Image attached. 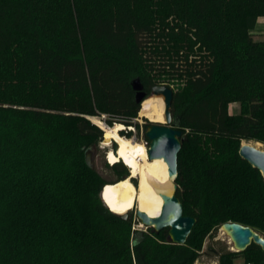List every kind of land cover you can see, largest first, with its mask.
Here are the masks:
<instances>
[{"label":"trees","instance_id":"16d2710c","mask_svg":"<svg viewBox=\"0 0 264 264\" xmlns=\"http://www.w3.org/2000/svg\"><path fill=\"white\" fill-rule=\"evenodd\" d=\"M261 17L264 0H0V264H195L226 223L264 237V178L239 155L264 145ZM136 78L177 86V196L197 220L183 246L111 212L86 164L104 137L89 116L137 127ZM238 258L264 251L218 264Z\"/></svg>","mask_w":264,"mask_h":264},{"label":"water","instance_id":"95a60500","mask_svg":"<svg viewBox=\"0 0 264 264\" xmlns=\"http://www.w3.org/2000/svg\"><path fill=\"white\" fill-rule=\"evenodd\" d=\"M132 88L136 92V103L139 105H142L148 96L163 97L164 99L165 123L150 121V125L146 130V137L150 142L148 145V158L149 161L164 160L168 166L170 181L174 186L173 194L165 197L161 213L157 218H152L138 209H136V216L143 226L152 228L156 233L166 229L169 230L168 236L171 243L183 246L186 244L197 220L184 215V205L177 196L179 188L176 183L179 177L178 157L182 149L181 138L183 133L171 126L173 122L171 108L175 91L168 85H155L148 94L140 78L132 81ZM94 154L95 148H91L86 152L85 159L89 168H95ZM239 155L254 169L258 170L264 178V150L244 142L240 147ZM132 182L136 187L138 186L139 181L137 178L133 179ZM102 192L103 189L101 196ZM120 216L126 220L130 219L129 215ZM221 230L230 238L236 252H244L252 244L257 245L264 251V237L251 227L238 223H226L222 225Z\"/></svg>","mask_w":264,"mask_h":264},{"label":"bare ground","instance_id":"6f19581e","mask_svg":"<svg viewBox=\"0 0 264 264\" xmlns=\"http://www.w3.org/2000/svg\"><path fill=\"white\" fill-rule=\"evenodd\" d=\"M139 116L154 123H164L163 97L154 96L146 99L141 105ZM99 124L104 131V144L109 146L117 143L116 150L107 153L108 163L115 166L123 162L130 170L128 178L103 188L101 196L103 203L111 212L118 215H125L136 208L152 218H157L165 197L171 196L174 192L167 164L159 159L149 161L147 146L123 137L121 132L127 130L125 125L116 124L115 127H109L102 122ZM135 178L139 181L137 187L132 182Z\"/></svg>","mask_w":264,"mask_h":264},{"label":"rangeland","instance_id":"374dc122","mask_svg":"<svg viewBox=\"0 0 264 264\" xmlns=\"http://www.w3.org/2000/svg\"><path fill=\"white\" fill-rule=\"evenodd\" d=\"M253 37L255 41H264V17H261L258 19L257 24L253 30ZM160 85L169 86V84H166V83H162ZM170 87H172L174 91L177 90L176 85H170ZM150 97H154V96H148V98ZM239 110H240L239 104H233L230 106V109H229L230 113H238ZM88 119L93 124L98 126L100 129L101 127H100L99 122L106 124L105 115L89 116ZM135 123L137 124V127H130V128H133V130H130L129 127L125 126L127 130L122 131L121 135L125 138L133 139L136 142L142 143L148 148V143L145 137V133L147 130V124L150 123V121L146 118H140V116H138V118L135 120ZM116 124L117 123H114L112 126L115 127ZM246 143H250L251 145L257 148L264 150V145L261 143H256V142H246ZM115 145L117 146V143H113L109 146L105 145L104 137H103V141L100 143L99 147L95 149V154H94L95 168L103 176V178L107 182L106 184H113V183L118 182L116 180V172L107 168V166H113V165H110L106 159L107 153L110 150H113ZM120 163H122L123 165L126 164V163L124 164L123 162H120ZM129 176H130V170H129ZM125 215H129L130 219H132L135 222V228L137 230L146 231L148 229L145 226H143L138 220L136 216V208H134L133 210H131ZM223 250L236 252L233 248V244L230 238L220 229L215 234L210 235L205 239L204 246L201 251V256L195 264H218L219 254ZM236 264H245V263L242 258H238L236 260Z\"/></svg>","mask_w":264,"mask_h":264},{"label":"built area","instance_id":"2783aa9c","mask_svg":"<svg viewBox=\"0 0 264 264\" xmlns=\"http://www.w3.org/2000/svg\"><path fill=\"white\" fill-rule=\"evenodd\" d=\"M107 126H109L107 123H106ZM110 127V126H109ZM130 128V127H129ZM102 129V128H101ZM249 264V263H248Z\"/></svg>","mask_w":264,"mask_h":264}]
</instances>
